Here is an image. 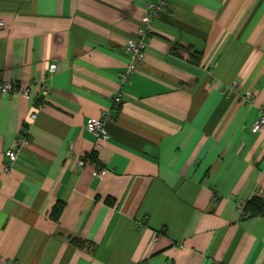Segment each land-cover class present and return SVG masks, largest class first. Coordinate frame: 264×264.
I'll list each match as a JSON object with an SVG mask.
<instances>
[{"label":"crops","instance_id":"obj_1","mask_svg":"<svg viewBox=\"0 0 264 264\" xmlns=\"http://www.w3.org/2000/svg\"><path fill=\"white\" fill-rule=\"evenodd\" d=\"M146 1L0 0V264H264V0H168L120 85Z\"/></svg>","mask_w":264,"mask_h":264},{"label":"built area","instance_id":"obj_2","mask_svg":"<svg viewBox=\"0 0 264 264\" xmlns=\"http://www.w3.org/2000/svg\"><path fill=\"white\" fill-rule=\"evenodd\" d=\"M168 0H147L144 14L140 19V25L136 31L135 37L130 39L129 43L126 45L125 49L128 53L130 60L126 66V70L121 72L118 77V81L120 85H125L129 82L130 76L133 72L138 69V64H140L144 60L145 49L148 42V37L152 31V21L154 18L157 17L160 11L167 5ZM3 27V21L0 18V28ZM56 63H51L48 66V73L50 75L54 74L56 71ZM18 91L21 94L28 96L29 88L23 85L15 86L11 81L0 82V95H4L7 93H12ZM48 95V88L42 87L41 96L46 98ZM249 98H252L253 94L247 92ZM121 100V93H117L114 97V101L116 103L120 102ZM42 106L41 103L38 104L37 108ZM37 110V109H36ZM36 110L30 113V118L35 119L36 117ZM110 113L107 111H103L101 117L99 118H89L86 121V128L90 132L96 135L97 141H102L107 137V131L105 130L104 123L108 119H110ZM261 127H264V107L259 108L258 119L254 123L252 129L253 131H258ZM24 132V130L22 131ZM20 133L17 137L15 144L12 148L7 150L6 157L8 162L3 166V170L8 172L12 163H14L18 156H19V149L21 146L27 143V139L24 133ZM70 149L73 148V144H69ZM80 164H83V160L79 161ZM101 173L104 172V169H99ZM4 264H17L11 260H7Z\"/></svg>","mask_w":264,"mask_h":264},{"label":"trees","instance_id":"obj_3","mask_svg":"<svg viewBox=\"0 0 264 264\" xmlns=\"http://www.w3.org/2000/svg\"><path fill=\"white\" fill-rule=\"evenodd\" d=\"M243 213L245 217L264 216V197L257 195L253 196L243 206ZM69 242L76 247L90 245L87 241L75 237H69Z\"/></svg>","mask_w":264,"mask_h":264}]
</instances>
